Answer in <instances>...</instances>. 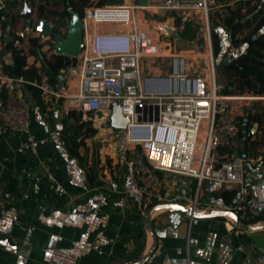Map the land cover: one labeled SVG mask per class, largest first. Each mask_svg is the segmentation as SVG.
<instances>
[{
    "label": "crops",
    "instance_id": "crops-1",
    "mask_svg": "<svg viewBox=\"0 0 264 264\" xmlns=\"http://www.w3.org/2000/svg\"><path fill=\"white\" fill-rule=\"evenodd\" d=\"M9 1L18 2L15 11L21 18L13 31L20 34L26 27L25 11L20 9L29 0ZM69 20L64 21L67 31ZM127 29L97 26L99 32ZM38 34L33 30L30 37ZM51 38L55 39L43 40ZM20 46L28 53V66L42 72L43 60L29 54L30 42L25 40ZM222 46L224 51L226 43ZM48 48L42 44L50 59L56 53ZM4 62L13 73L6 48ZM146 68L158 72L151 65ZM67 71L62 70L54 83L60 92L74 95L79 80ZM66 77L64 87L62 78ZM252 93L257 98L251 112L264 110V91ZM30 95L34 99L30 130L0 134V178L5 188V202L0 204V264H128L138 258L139 250L141 255L148 252L153 244L145 223L149 208L144 206L138 181L128 166L130 145L119 139L99 150L95 143L99 128L117 138L122 134L113 130L110 111L93 120L69 106L68 98L42 99L39 104ZM88 127L97 132L85 136ZM246 176L251 187L252 224L260 226L264 223V162L248 161ZM195 190V179L163 174L162 199L154 205L178 203L193 210L195 217L191 224L186 218L177 229L168 223V213L156 217L153 228L158 244L144 264H257L259 258L264 259V229L239 234L227 231L226 215L230 214H211L231 211L227 209L230 205L222 201L220 193L205 192L194 206ZM229 217L232 221L235 216Z\"/></svg>",
    "mask_w": 264,
    "mask_h": 264
},
{
    "label": "built area",
    "instance_id": "built-area-1",
    "mask_svg": "<svg viewBox=\"0 0 264 264\" xmlns=\"http://www.w3.org/2000/svg\"><path fill=\"white\" fill-rule=\"evenodd\" d=\"M139 6L165 13L201 9L208 20L207 0L86 6L81 17L84 46L75 57L76 65L67 71L68 76L79 80L74 95L60 92L46 71L34 78L9 73L4 62L7 43L0 27V134L30 130L34 105L30 93L34 90L45 101L68 98L93 120L105 110L112 114L118 103L129 119L124 129L130 145L128 166L138 181L146 208L162 199L163 174L172 173L195 179L194 206L205 192H236L234 203L227 209L238 221L226 215L227 231L241 233L243 230L235 227L237 222L256 227L252 224L246 163L264 162V122H248L246 115L257 97L237 94L231 85L226 88L218 82L214 63L213 80L192 72L189 57L181 53L171 54L167 71L147 72L144 59L155 56L159 47L155 33L147 27L143 30L136 19ZM113 20L122 21L129 29L97 31L100 23ZM209 48L213 57L211 41ZM244 129L248 130V139L242 134ZM244 144L247 158L243 156ZM4 194L0 178V204L5 202ZM193 217L175 211L168 213L167 221L177 229L186 218L191 224ZM257 264H264V259L259 258Z\"/></svg>",
    "mask_w": 264,
    "mask_h": 264
},
{
    "label": "trees",
    "instance_id": "trees-1",
    "mask_svg": "<svg viewBox=\"0 0 264 264\" xmlns=\"http://www.w3.org/2000/svg\"><path fill=\"white\" fill-rule=\"evenodd\" d=\"M90 0H57L64 5V10L58 13L61 20L71 18V9L77 11L81 17L83 16L84 8ZM112 0H100L99 5H105ZM253 2H255L253 4ZM18 2L5 1L0 13V21L4 34L8 29H11L13 40L6 44L5 48L9 50L14 66V72L11 74L17 76H24L26 78L38 77L41 72L35 66H28V53L20 45L25 41L24 38L14 32L21 14L16 12ZM229 16L224 19V25L230 32V42L233 47L245 46V50L239 55L234 56L230 51L222 54V43L218 34H213V46L215 56L222 61L224 57L229 55V62L223 69L222 73H231L233 77L238 79L239 89L246 91H254L262 93L264 90L257 88L261 77L264 76V0H235L233 4L228 7ZM39 13L43 16L45 9L39 6ZM244 12V10H246ZM55 12H53L54 14ZM56 14V13H55ZM55 31L59 29L55 28ZM247 31V32H246ZM41 36L29 37L28 41L31 44L29 54H33L43 60L42 71H46L51 75L53 82H56V76L61 74L62 70L68 69L72 65H76L77 58L60 54H52L51 58L42 51V44L40 43ZM221 63V62H220ZM232 86V85H231ZM232 88V87H231ZM255 88V89H254ZM31 94L35 97L39 104H43L38 91L34 90ZM257 120L261 123L264 122V110L250 113L248 122ZM97 131L94 128H89L85 132V136L95 134ZM248 130L242 131L243 136L248 139ZM236 192L224 191L220 193L222 201L227 205L234 203ZM252 218V222H253ZM141 251L139 250L135 257H139Z\"/></svg>",
    "mask_w": 264,
    "mask_h": 264
},
{
    "label": "rangeland",
    "instance_id": "rangeland-1",
    "mask_svg": "<svg viewBox=\"0 0 264 264\" xmlns=\"http://www.w3.org/2000/svg\"><path fill=\"white\" fill-rule=\"evenodd\" d=\"M100 0H90L88 5L99 6ZM235 0H207V13H208V20L206 19L207 14L205 10L201 9H194L189 11H181V12H163L160 10H150L149 11H138V15H136V19L138 23H141V28L144 30L146 27L149 31H152L156 35V40L158 41V51L155 56H146L144 61L145 65L155 68L158 72L160 71H167L169 68V57L173 53H181L189 57L190 68L192 72H200L206 76L212 75V64L214 63L216 69V78L218 82L225 84L226 88L232 85L234 89L233 92L237 94H253L252 91L248 89H244L246 91H242L239 89V82L238 79L233 77V74L229 73H217V67L222 62L218 59L214 54V46H213V34H218L221 43H226L225 50H222V54L226 51H230L231 54L234 56L239 55L245 50V46L241 45L239 47H233L230 42V32L228 28L224 25V19L229 16L228 13V6L233 4ZM141 0H133V2L129 0H112L105 5H124V4H141ZM104 5V6H105ZM39 6H43L45 9V18L51 22L53 28L60 29V32H66L67 26L65 22L61 20L58 13L64 10V5L62 3H56L54 1H47V0H29L25 2L23 8H21V12L25 11L27 8L31 12V19L33 22L37 23L42 16L39 13ZM127 6L125 8H128ZM139 8V7H138ZM143 9L140 7L138 10ZM244 10V12H246ZM53 12H55L53 14ZM174 14L176 16V25L178 27L177 32L175 35L170 37H164L159 34V32L150 25V20L153 18H158L160 20H165L169 15ZM23 17V16H22ZM139 18V19H138ZM144 26L143 27V24ZM101 24H111V25H120V26H127L120 20H113L110 23H100ZM98 25V26H99ZM155 30L157 32H155ZM247 32V31H246ZM150 33V32H148ZM37 36H41L40 33ZM51 40H43L41 37L40 43L43 46L48 45V52H55L54 43ZM210 41L212 47L213 57H211L210 51ZM223 47V46H222ZM223 60V59H222ZM229 62V60H228ZM68 78H62L63 86H66ZM257 88L264 90V76L261 77L260 82ZM255 89V88H254ZM229 90V89H227ZM225 91V90H224ZM255 92V90H254ZM256 95V94H255ZM66 103L70 106L71 102L66 101ZM258 105L262 106L261 103ZM76 108V107H73ZM77 112L83 114L76 108ZM84 115V114H83ZM90 117V115H87ZM122 133L115 137L113 133L110 131H105L102 128L98 129L97 133V141L96 146L100 149L103 148L104 144H109L113 141H118L121 139L122 141L126 139L125 130L116 132ZM111 135H113L111 137Z\"/></svg>",
    "mask_w": 264,
    "mask_h": 264
},
{
    "label": "water",
    "instance_id": "water-1",
    "mask_svg": "<svg viewBox=\"0 0 264 264\" xmlns=\"http://www.w3.org/2000/svg\"><path fill=\"white\" fill-rule=\"evenodd\" d=\"M4 6V0H0V13H2V8ZM23 18L26 19V27L20 33V35L25 39L28 40L30 37V32L36 30L40 33L43 38L54 36L55 37V53L60 55H66L70 57H78L82 52V47L84 46L83 42V23L81 15L71 9V18L68 23V31L66 34L61 32L55 31L53 25L49 23V21L45 18V16H41L39 22L35 23L31 19V12L27 8L25 13L23 14ZM150 25L155 28L156 30L160 31V34L164 37H170L175 35L177 32V25H176V16L174 14L169 15L165 20H160L158 18H153L150 20ZM13 40V35L11 29H8L5 35V42L8 44ZM229 60V55L227 54L222 62L217 67V73L220 74L223 69L226 67ZM251 112V108L249 109L246 115V121L249 118ZM111 126L115 132L123 131L126 128V125L129 121L128 118L124 117L122 114V108L118 103H115L113 106L112 114L109 119ZM243 156L247 158V146L246 144L243 145ZM0 210L2 208L0 207ZM174 210L181 211L183 213H188L195 217L193 210H187L184 206L178 203H164V204H156L150 207L145 216V223L148 232L151 234L153 238V244L150 250L142 255H140L136 260L130 262L128 264H144L150 258V256L155 251L158 238L156 232L153 228V220L156 217H159L162 214H166L172 212ZM224 214L236 215L233 211H223L218 212L215 214H211V216H220ZM236 221L238 219L236 218ZM235 227H239L243 231H251V230H262L264 229V223L260 226L251 227L247 224H235Z\"/></svg>",
    "mask_w": 264,
    "mask_h": 264
},
{
    "label": "bare ground",
    "instance_id": "bare-ground-1",
    "mask_svg": "<svg viewBox=\"0 0 264 264\" xmlns=\"http://www.w3.org/2000/svg\"><path fill=\"white\" fill-rule=\"evenodd\" d=\"M140 7H142V6H139V8H140ZM137 8H138V7H137ZM139 8H138V9H139ZM142 8H143V9H140V10H138V11H150V10H153L151 7H149L150 9H149V8H145V7H142ZM211 80H213V74L211 75Z\"/></svg>",
    "mask_w": 264,
    "mask_h": 264
}]
</instances>
